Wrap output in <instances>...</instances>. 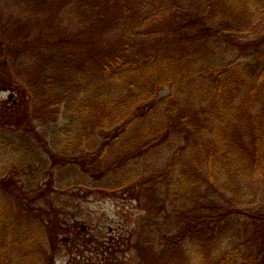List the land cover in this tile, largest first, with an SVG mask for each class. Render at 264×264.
Returning a JSON list of instances; mask_svg holds the SVG:
<instances>
[{"label":"trees","instance_id":"obj_1","mask_svg":"<svg viewBox=\"0 0 264 264\" xmlns=\"http://www.w3.org/2000/svg\"><path fill=\"white\" fill-rule=\"evenodd\" d=\"M12 1L43 21L0 12V81L30 100L0 116V264H46L59 229L21 194L109 158L93 184L144 211L120 264H264V0Z\"/></svg>","mask_w":264,"mask_h":264},{"label":"rangeland","instance_id":"obj_2","mask_svg":"<svg viewBox=\"0 0 264 264\" xmlns=\"http://www.w3.org/2000/svg\"><path fill=\"white\" fill-rule=\"evenodd\" d=\"M0 12L3 22L8 21L10 27H12L11 24L19 20L30 23L43 21V17L27 15L28 13L15 5L12 0H1ZM61 16L63 29L74 30L77 28L78 22L75 18L66 13L65 18L62 14ZM113 37L114 34L107 36V38ZM10 71H12L11 68ZM0 76L4 79L7 77L5 74H0ZM5 82H7V78ZM5 82L0 81V116L3 113L6 115L7 112L5 111L10 108L19 107L22 110L26 109V113H29L30 100L24 94L23 87H18L17 83L14 82L16 85H13L11 90H4L2 86ZM10 92L14 93L16 103L8 99ZM5 115L4 117H6ZM72 116L73 114L64 111L61 121L62 123L68 122L69 128H77V124L72 123ZM74 119L75 121L78 120V118ZM9 156H12L9 148L1 150L0 168ZM111 160L112 158L104 160L99 170H94L87 163V175L79 171L80 168L82 171L85 168L81 163L82 160L76 164V171L78 170L76 174L75 168L73 171H67L69 166H58L53 175L46 174L41 178L34 197H32L33 194L29 193L26 174H18L15 170L7 172L10 179L16 182L23 191L25 190V193H29L28 199H24L26 197L24 193L21 194L22 202L25 203L24 206L29 208L34 206V212H39L40 217H38L41 222L44 221L47 225L52 222L59 224L56 235L53 231H49L51 239L47 243V250L50 256L49 254L46 255V251H42L41 256L46 264H101V261L107 262L110 258L113 264H120V261L128 257L127 247L133 240L131 234L137 228L139 216L144 211L139 206L138 199L130 191H137L135 185H128L116 191L109 190L103 185L108 179L106 174L98 179L100 182L98 185L93 184L92 174H99L106 165H109ZM60 168L62 169L58 171ZM61 171H64L63 176L66 179L59 180L57 177ZM69 176L72 178L69 179ZM76 180L81 184L67 186L70 181ZM129 187L132 188L129 190ZM257 192L259 195L262 193V185H259ZM39 194L42 196L40 197Z\"/></svg>","mask_w":264,"mask_h":264},{"label":"flooded vegetation","instance_id":"obj_3","mask_svg":"<svg viewBox=\"0 0 264 264\" xmlns=\"http://www.w3.org/2000/svg\"><path fill=\"white\" fill-rule=\"evenodd\" d=\"M10 88H11V87H10L9 85H3V86H2V89H9V90H11ZM14 96H15V95H13V96L11 97L10 95H8V99H9L10 101H12L13 103H16V99L14 98Z\"/></svg>","mask_w":264,"mask_h":264}]
</instances>
